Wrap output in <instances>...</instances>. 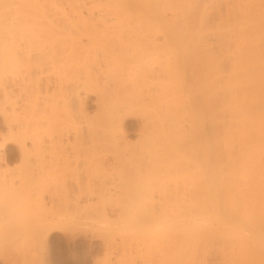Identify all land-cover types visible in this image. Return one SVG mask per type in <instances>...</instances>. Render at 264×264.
<instances>
[{"label":"bare ground","instance_id":"bare-ground-1","mask_svg":"<svg viewBox=\"0 0 264 264\" xmlns=\"http://www.w3.org/2000/svg\"><path fill=\"white\" fill-rule=\"evenodd\" d=\"M194 59L202 109L182 79ZM137 114L142 148L125 130ZM0 117V173L13 144L48 188L75 154L98 170L149 157L170 192L142 229L163 238L160 264H264V0H0Z\"/></svg>","mask_w":264,"mask_h":264},{"label":"rangeland","instance_id":"rangeland-1","mask_svg":"<svg viewBox=\"0 0 264 264\" xmlns=\"http://www.w3.org/2000/svg\"><path fill=\"white\" fill-rule=\"evenodd\" d=\"M190 62L189 71L186 67L182 76L183 82H185V93L196 95L194 103L198 109H202L204 108L201 105L202 98L198 95L200 89H196L198 86L195 88L202 77L200 66L198 67L200 69L195 67L199 65L197 64L199 60L194 59ZM195 90H199L198 93ZM93 101V97H88L86 106L90 113L95 111ZM139 115L137 114V117L136 115L130 116L125 122L126 133L131 144L136 148L139 147L137 145L138 135L142 128V114ZM199 126V133H207L210 130H206V127L209 128V126L204 127L201 124ZM1 131H5V127L0 117ZM4 152L10 160H8L9 171L4 173L1 170L3 174L0 173V264H124L127 259L129 262L126 261L125 264L162 263V253H164L162 251L165 246L163 238L156 232L144 235L142 229L152 226L156 220L163 216L165 207L169 203L167 200L170 192L167 190V185L154 184L152 175L154 168L149 157L145 156V158L143 155L141 157L137 154L136 157H127V161L123 159L117 161L115 165L112 161L113 166L111 167L115 168L113 172L111 167L109 170H107L108 168L98 170L96 165V167L92 166L90 169H86V163L89 161L93 164L97 160L98 163V157L86 156L85 158L83 155L75 154L71 159L74 168L50 177V181L52 179L57 181L59 178L58 185L60 184V187L51 184L48 188L42 185L45 176H37L36 173L21 175L17 168L20 167L22 161L15 145H10ZM4 152L2 151V153ZM143 158H145V162ZM135 160L138 161L137 164ZM136 165H139L140 168L144 167L145 172ZM148 165L151 166L150 170ZM2 166V169L5 170V164ZM123 167L126 168V171L121 169ZM128 167L135 171L128 173ZM136 167L138 171H136ZM162 173L161 175H163ZM149 174L151 176L148 180ZM28 177L31 182L28 181ZM161 179L163 182V178ZM87 181L103 182L108 189L105 199L102 200L97 194H91L88 189L85 190ZM68 182L70 184H67ZM138 182L141 188L138 187ZM28 183L30 184L28 185ZM80 183H82L81 186ZM142 189H146L144 193ZM139 206L144 209L137 210ZM127 221L132 222L131 224H134L132 228H134H131L132 231L126 234L123 232L122 226ZM50 222L53 226H50ZM51 228L53 232L46 237Z\"/></svg>","mask_w":264,"mask_h":264}]
</instances>
